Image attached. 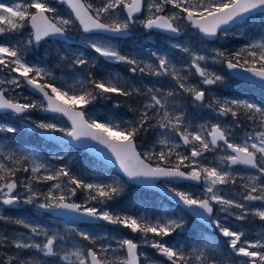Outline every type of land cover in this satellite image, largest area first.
Here are the masks:
<instances>
[{
	"label": "snow or ice",
	"instance_id": "snow-or-ice-1",
	"mask_svg": "<svg viewBox=\"0 0 264 264\" xmlns=\"http://www.w3.org/2000/svg\"><path fill=\"white\" fill-rule=\"evenodd\" d=\"M59 2L67 5L85 33L111 34L100 39L89 37L88 46L100 57L129 65L128 70L133 74L139 72L141 75L156 77L171 76L179 89L190 94L195 102L203 103L206 92L188 83L192 69L201 78L203 85H214L224 79L209 70L206 63L202 66L201 62L209 59L214 63L226 62L229 70L239 69L250 74L243 79L256 78L254 83L264 88V34L230 54L220 50H215L211 57L190 53L191 63L183 70L177 69L165 57L156 56V53L152 55L156 56L158 64L123 55L110 42L112 38L127 34L136 22L137 15L145 13V9V18L140 21L144 29H158L178 35L180 28L176 21L184 19L205 37H215L219 31L227 32L230 25L246 22L245 17L251 13L264 12V0H105L100 7H94L87 0ZM169 5L178 11L166 14V6ZM121 10L125 14L122 19ZM105 15L111 17L109 22L103 21ZM72 24L73 19L57 14V9L50 5L49 0H10L7 3L0 0V37L20 32L26 25L31 28L26 42L0 40V72H8L7 78L0 79V110L23 114L37 108L35 102H21L19 97L6 95L9 90L3 87L11 85L20 88L27 85L47 102L46 107L39 105L42 110L63 114L71 122L70 128H58L54 123L44 122L37 123V128L62 132L73 141L88 138L103 145L115 157V162L129 180L144 177L203 183L200 196L176 188H169L168 191L206 223L215 225L220 235L227 238V246L235 257L246 258L239 262L231 260L229 264H264V232L255 240H246L243 239L246 233L241 228L225 226L219 219L212 218L214 205H219L221 212L235 216L237 221H244L248 215L264 221V106L247 99L213 98L208 103L207 107L213 109L219 117L230 116L236 128L242 126L241 116L254 125L251 132L244 133L240 142H235L230 138L234 135L232 128L225 127L221 122L201 124L195 130L190 124H185V115L178 104H172L169 109L170 98L176 95L175 90L162 92L159 88H147L142 91L118 75L96 79L91 72L78 81L79 88L73 85L56 86L51 82L54 79L51 70L30 63L26 58L27 51L33 43L39 44L47 37H66ZM183 50L190 52L187 48ZM73 63L87 65L89 61L77 57ZM181 71L187 74L181 75ZM13 73L16 75L13 76ZM114 95L126 100L138 96L147 98L139 108H130V111L137 113L136 119L119 123L86 118L85 112L77 108V105H90L98 98L110 99ZM23 100L27 101L28 97H23ZM116 106L119 107V102ZM149 129H159L155 144L160 146V150L155 151L154 145L153 150L142 155L137 151L135 141L142 132ZM0 130L16 131L13 127L3 129V126H0ZM181 142L190 149V155L177 150L182 146ZM216 150L224 154L217 157L215 164L202 163L199 159L205 153ZM152 161H156L155 165ZM26 162L30 166H25ZM234 166L254 169L258 174L240 175L233 172ZM41 170L46 174L41 176ZM21 171L31 173L26 181L16 179L17 173ZM62 177L67 178L66 183L61 180ZM238 178L245 181L240 184L244 190L240 200L221 194V186L235 185ZM34 181L37 184L47 181L53 183L47 192H40L33 186ZM18 187L26 189L24 204L31 205L42 198L44 202L36 205L40 209L58 215L76 213L91 220L119 225L133 234L138 233L140 240L113 237L116 239V246L113 247L111 243H103V237L74 229L91 247L85 248L77 242L66 248L63 246L65 237L59 233L49 234L47 229L39 225L0 215V221L19 225L30 233L28 236L20 234L15 237L0 233V247L18 250L10 255L0 252V264H45L40 259L23 258L21 253L24 251H34L43 257H58L63 264H165V261L167 264H219L214 255L219 250L218 244L212 239L205 240L187 252L183 247L169 245L164 241L165 237L183 227L182 220L161 218L153 222L144 216L134 217L87 205V201L106 205L119 196L122 191L119 181L112 184L86 183L73 176L65 167L51 170L47 164L38 162L35 156L17 157L14 153L5 155L0 151V205L19 204L21 196L17 193ZM81 188L87 192L86 203L70 202L71 197L76 195V189ZM66 192L70 195H66ZM252 202H260V206L250 208ZM232 209L240 211L235 213ZM34 237L43 239L38 242ZM141 246L154 249L164 260L149 256L140 250Z\"/></svg>",
	"mask_w": 264,
	"mask_h": 264
},
{
	"label": "rangeland",
	"instance_id": "rangeland-1",
	"mask_svg": "<svg viewBox=\"0 0 264 264\" xmlns=\"http://www.w3.org/2000/svg\"><path fill=\"white\" fill-rule=\"evenodd\" d=\"M3 2L7 3L10 2V0H3ZM87 2L92 3L94 7H100L105 2V0H87ZM49 3L51 6L57 9V14L65 18L73 19V24L68 28L70 36L78 40L79 42L81 43L83 42L87 45L86 48L82 47L81 45H78L76 48H70L68 46H64L63 44L61 45L56 41L46 40L42 43L40 47H37L35 49L32 45L28 49L26 56L29 57L36 56L39 52L36 50L40 49L41 57L43 55L50 56V54L52 53L57 58H59V60H62L64 61V63H66L64 65H55L58 68L57 70L52 61H50L48 64L45 63L41 64L35 61L30 62L38 66L46 67L50 69L54 77V79L51 82L54 85L56 86L73 85L76 88H79L78 81L86 78V72L83 69H81L79 66L77 67V65H74L73 61L77 57H82L87 60L89 56L86 55V51L88 52L92 51L96 58L98 59L102 58L105 61H109V63H120L117 61L107 60L103 57H100L88 46L89 37H92L94 39H100L105 36L83 34L80 31L76 20L73 18L69 10L66 9L63 3H57L56 0H49ZM174 11H178V10L173 9L170 5L166 6V14H171ZM145 14H146V9H145V13H142L138 18H136V22L130 28L131 37L130 39H127V42H124L123 39L121 38H112L110 41L111 44L114 47H116L117 50L120 51L121 54L123 55L126 54L123 51H121V48L123 47L129 48L128 50L125 49L126 52H129L128 55H130L131 57H135L141 61L158 64V60L156 56H163L166 59H168L172 65H175L177 69H181V70L186 69L187 66L190 65L191 63L190 53H199L211 57L215 54V50L224 51V47L230 48V46L227 45V43L230 42L229 38L231 37L240 39L241 42L239 43V46L237 47V49L235 48L236 50H238L240 47L247 45L253 40L259 39L260 36L264 34V15L256 14L248 18L246 22L239 23L238 25L228 30L227 32L224 31L221 32L217 37L216 41L213 43L205 41L202 37H200L199 33L193 28H191L189 23H186L184 19H180L176 21V24L180 28L181 35L178 38H174V37L169 38L166 35L160 34V32H154L149 29H144L143 26L140 24V21L145 18ZM123 16L124 14L122 13L121 10L120 18L122 19ZM110 18H111L110 16L105 15L103 16V21L109 22ZM252 29L253 30L259 29V31L253 34L251 31ZM30 32L31 30L26 25L20 32L11 33L8 35L12 38L14 43H17L18 41L26 42ZM5 36L0 37V40H3ZM222 43L223 45L224 43H226L224 47H221ZM176 45H180V47H176ZM184 48L189 49L190 52H185L183 50ZM133 49L135 52L133 51ZM141 49L144 50V52H140ZM144 53H146L149 56V58L147 57L146 59L141 58L140 55L143 56ZM153 53H156V56H153L152 55ZM201 63L202 66L206 63V66L209 68V70L223 76L224 78L222 82H218L214 85H203L200 82L201 81L200 77L196 75V79H195V70L194 69L191 70L194 76L192 77V79L191 76L189 77L188 83L195 84L198 88L206 92V99L203 103L193 101L192 96L190 94L184 93L183 90L179 89L178 85L175 83V81L172 80L171 76L156 77L150 75H141L139 72L133 74L129 72L128 70L129 68H127L124 71L127 72V75L129 77L122 80L128 81L130 84L135 85L136 87L140 88L142 91H146L147 88H153V89L159 88L161 89L162 92L175 90L176 95L174 98H170L169 109L171 110L172 104H178L180 107V111H182L185 115V124H190L192 129L195 130L201 124L211 125L212 123L221 122L225 127L232 128V132L234 133V135L231 136V139L236 142H240L243 139L244 133L251 132L253 130L254 125H252L251 122L247 121L243 116H241L240 123L242 126L240 128H236L234 127L235 122L232 120L230 116L227 118L219 117L216 114V112L213 109L207 107V105L213 98H218L220 100L247 99L245 97H235L232 95L219 94L220 90L230 93L233 92L241 93L245 91V90H241V88L243 89L244 87H241L239 85L240 81L230 78L226 72L222 71V69L219 67V65L222 64L221 62L214 63L211 59H209L207 62H201ZM103 74L105 78L111 77L109 71L104 70ZM186 74L187 73L185 71H181V75H186ZM12 75L15 76L16 74L13 73ZM116 75L120 77L119 74H114L113 76ZM7 77H8L7 70H5L4 72H0V79H5ZM3 87L9 90L6 92V95H10L12 97H19L21 102H35L38 105L37 108L30 110L26 115L21 117H16L13 114H6V115L0 114V126H3V129H6L7 127H13L16 129L15 132L0 130L2 131V134H0V151H2L3 154L6 155L8 153H14L17 157L23 155L35 156L38 162L47 164L49 169L51 170H56L61 168L62 160H69L72 161L74 167H76L75 173L71 171L69 172L73 176H75L76 174V177L78 179L83 180L86 183L112 184L116 181L120 182L119 179L120 176L117 175L115 172L103 167H97L94 163H92L89 160V157L85 155L82 151L74 150L69 146L55 144V143L50 144L48 142L46 143L45 141L39 138L35 141L36 147L14 146V144L16 143L15 140H17L18 138H20L21 140H28L30 135L35 136V133L38 130H40L39 128L36 127L37 123L40 122L54 123L58 128H70V125L61 115L58 114L47 115V118H43V117L40 118L38 111L41 107H39V105L41 104L44 105V104L42 100L29 93L24 86L20 88H13V86L11 85H4ZM25 96L28 97L27 101L23 100V97ZM121 98L124 99L123 100L124 104H127L132 108H139L140 106H142L143 102L146 100L147 97L138 96L131 98L129 100H126V98L124 97ZM106 100L107 99L99 98L98 100L99 104H97V106H94V104L92 103L90 105L83 106L81 109L85 112L86 118H95L102 122L111 121L113 123H119L121 121L131 120L130 115L125 116V118L122 117L119 118V117L111 116V114H108L109 112L103 109L102 104L100 103L103 101L105 102ZM112 107H117V106L113 104ZM119 107L122 109V112L128 114L127 113L128 109H124L122 105H119ZM135 115H137V113H135ZM151 123H155V121H152ZM256 130L258 131L259 129ZM52 132L62 133L59 131H52ZM158 134H159V129H149V131L147 132H142L139 140L136 139V145L139 152L141 151L143 154L147 153L153 150L154 145H155V151H159L160 146L158 144H155ZM177 141L179 142L178 137H177ZM177 150L182 153L190 155V149L184 147L183 145ZM223 154H224L223 151L215 152V156L213 157V160L209 161L208 163L215 164L214 161L217 160V157ZM56 157H62V158L57 159ZM199 159L203 163L207 158L203 156ZM28 164L30 166V163ZM153 164L155 165V163ZM41 172L43 175L46 174L43 170H41ZM233 172L234 173L238 172L240 173V175H244V176L255 174L237 168H234ZM78 174L79 176H77ZM17 179H19L20 181H26L25 178L19 177ZM237 180L245 182L243 180H240L239 178ZM62 181L66 183L67 178L65 177V179ZM52 183H53L52 181H47L37 184L34 181L33 186L40 192H47L48 188L51 186ZM163 185L169 188H176L177 190H181V191H188L196 196H200L202 194L204 187V185L197 186L194 184L163 183ZM70 187L74 188L75 186L70 185ZM221 190H222L221 194L223 193V195H225L227 198L236 199V200H240V198H236V197L238 196L241 197L243 193V191L240 190V187L238 186H236V188H234L233 190H231V188H228V186H221ZM132 191L134 192L135 195H137L139 199L136 198L133 201H130L129 199V203L132 202L138 203L135 204V207L130 208V210L128 208L129 207V205L127 204L128 202L125 201L119 202L117 201V197H114L113 200L108 201L106 205H101L96 201H87V205L95 206L98 209L111 210L115 213L132 215L134 217L144 216L145 218L150 219L153 222L161 218L177 219L182 221L186 220L185 214L174 209V207H170L166 205L163 202L162 198L153 199L152 195L145 194V192L137 188H133ZM17 193L21 196V202L19 204L12 206L0 205V215H5L13 219H23L30 224L39 225L47 229L49 234L53 232L59 233L60 235L65 237V242L63 246L66 248L71 247L73 244L77 242L80 245H83L85 248L87 246V241L82 240L77 235V232L74 231V229L87 232L91 235L103 237L104 239L102 240V242L105 244L111 243L113 247L116 246V239L122 237L133 238L136 241L140 240V235L138 233L133 234L129 229L123 228L122 226L119 225H111L102 220L98 224L74 225L65 222L61 219L53 218L49 214H44L35 210V207H33L38 203L44 202L42 198L37 200L33 204L28 205L23 203V200L27 196L26 189L21 187V189H17ZM228 193H231L232 196H228ZM65 194L70 195V193L67 192ZM86 197H87L86 190L82 188L76 189V195L71 197V202L85 204ZM153 200L156 202V205L153 203ZM259 206L260 204L259 205L257 204L255 206L249 205L250 208L259 207ZM121 209H127V210L122 211ZM160 210H162V212L159 214ZM218 211L219 214L213 219H219L221 223L224 224L225 226H230L233 228H241L246 233L243 239L252 241L259 238L260 234L264 232V221H260L258 218L252 215L250 221L244 222L246 219L244 221H237L235 219V216H229L226 212H221L219 205H218ZM231 211L235 213L236 212L239 213L240 210L232 209ZM175 212L176 215H174ZM188 223L189 222L186 223L187 228L185 229L186 230L188 229L189 232L190 231L195 232L194 230L195 226L189 225ZM0 233L7 234L10 237H15L20 234H24L25 236L30 235L27 229L19 225H16L14 223L4 222V221H0ZM218 235L227 248L226 251L218 245V248L221 251H223V253L220 250L217 251L218 254H220L219 264H229L231 260H235L239 262L242 259H246V258L235 257V255L231 252V249H229L227 246V238L221 236L219 230H218ZM149 236L151 237V234H149ZM113 237H115L116 239H113ZM172 237L173 238L178 237V234ZM34 239L39 242L43 238L34 237ZM166 243H168L169 245H174L176 247H183L186 252L190 251L194 246L202 244L201 241L200 243L193 241L186 250L183 244L176 245L173 244L172 242H166ZM140 250L157 260H161V261L164 260L163 257L158 256L155 250L150 247L141 246ZM17 251L18 250H16L13 247H0V252L5 253L6 255L14 254ZM21 255L23 258L40 259L44 261L45 264H63V262L60 261L58 257H43L41 254L35 253L34 251H24L21 253ZM165 264H167L166 261Z\"/></svg>",
	"mask_w": 264,
	"mask_h": 264
},
{
	"label": "water",
	"instance_id": "water-1",
	"mask_svg": "<svg viewBox=\"0 0 264 264\" xmlns=\"http://www.w3.org/2000/svg\"><path fill=\"white\" fill-rule=\"evenodd\" d=\"M57 1L59 2V0H57ZM66 7H67V5H66ZM256 13H263L264 14V12H254V13H251L249 16H251L253 14H256ZM139 15L140 14H138L137 16H139ZM249 16H246L245 17V20ZM184 21L188 23L187 20H184ZM78 24H79V22H78ZM235 25H237V24H235ZM235 25L228 26V30L231 29V28H233ZM28 27L30 28V26H28ZM191 28H193V27L191 26ZM193 29L196 30L202 38H204V39H206L208 41H213L218 36V34H217L215 37H205L202 33L199 32L198 29H195V28H193ZM153 30L154 31H157V32H160V33H163V34H166V35H169V36H172V37H176V36H178L180 34L179 33L177 35L175 33L165 32V31L158 30V29H153ZM82 32L85 33L83 31V29H82ZM219 32H221V31H219ZM86 34H89V33H86ZM103 34H106V35L111 36L110 33H103ZM128 35H130V31L127 34H124V35H121V36H118V37H127ZM47 38L62 40L66 44H69V43L73 42L67 35H66V37H47ZM33 44H34L35 47H37L39 45V44H35V43H33ZM223 67H224L226 73L230 77L235 78V79H238V80H241V81H244V82H247V83H250V84H253L257 88H259L260 90H262L264 92V88H261L260 85H259V83H254V81H255L256 78H252L251 80H245V79H243V77L249 76L250 74L244 73L242 70H239V69L236 70V71L229 70L227 68V66H226V62H223ZM25 88H26L27 91H29L34 96L43 99V101L45 103V107H46L47 102L44 100V98H43V96L41 94L34 92L27 85H25ZM78 109H80V108H78ZM7 112H11V111L10 110H8V111L0 110V113H7ZM40 112L41 113H44V114L45 113L46 114H48V113L49 114H60V113H53V112H49V111H44L42 109L40 110ZM16 115H22V114H16ZM61 115L65 118V120L69 123V125L71 127V122L68 120V118L66 116H64L63 114H61ZM38 136H40L41 138H43L44 140L49 141V142H58V143H61V144L70 145V146L74 147L77 150L84 151L87 155H89L90 157H92V158L96 159L97 161L101 162L103 165H106V166H109V167L113 168L115 170V172L118 173V174H120L128 183H130V184H137L139 186H142V187H145V188H149V189H155L160 194L165 195L171 202H173L174 204L180 206L185 212L189 213L197 221L202 222L204 224H208L204 220H202L200 216L194 214L193 211L187 209L186 207H184L182 205V203L178 202V199L175 198L168 191V188H166L164 186H157L156 185V183L158 181H168V182H177V183L178 182H189V183H194V184H200L199 182L190 181V180H180V179L144 178V177H141V178H138V179H135V180H129L128 177L125 176L124 173L121 171V169L119 168V165L115 162V157L112 156L111 152L107 148H105L103 145H100L97 142L92 141L91 139L82 138V141H73L71 139V137H67L64 134H58V133H54V132L46 131V130H40V131H38ZM137 151H138V149H137ZM37 209H39L41 211H44V212H48L53 217L60 218V219H62L64 221H69V222H73V223H77V224L80 223V222H85V223H96V222H99V220H91L90 218H87V217H81V216H79L76 213H67L66 212L63 215H58L55 212L50 211V210L40 209L38 207H37Z\"/></svg>",
	"mask_w": 264,
	"mask_h": 264
},
{
	"label": "trees",
	"instance_id": "trees-1",
	"mask_svg": "<svg viewBox=\"0 0 264 264\" xmlns=\"http://www.w3.org/2000/svg\"><path fill=\"white\" fill-rule=\"evenodd\" d=\"M253 34L257 33L259 31L258 30H251ZM230 39V42L227 43V45L230 46V48H227V47H224L226 43H223L221 44V47H224V51L227 52V53H232L234 51H236L237 47L239 46V43L241 42L240 39H237V38H234V37H231L229 38ZM4 41H8L10 40L12 43H14V41L12 40V38L9 36V35H6L3 39ZM233 47V48H231ZM236 48V49H235ZM36 51H39L38 54L36 56H26V58L28 59L29 62H39L41 64L45 63V64H48V62L52 61L54 63V66L56 64L58 65H64L62 62H57L54 58L49 59V58H45V57H41V51L40 50H36ZM56 67V66H55ZM79 67L81 69H83L85 72H86V77L88 76V73L91 72L92 75L96 78V79H100L98 78V74H102V71H103V68L105 71H109L110 72V76H113L115 74V72L119 73L120 75H127V73H124V71H122V68L124 67H121L120 65L118 64H113V63H105L104 61L100 60V59H96L93 63V60L92 61H89V64L87 65H79ZM219 67L222 69L223 72L224 69H223V66L222 64L219 65ZM102 68V69H101ZM56 69L58 70V68L56 67ZM67 71V70H66ZM104 72V71H103ZM194 75L192 74L191 75V79ZM125 77H129L128 75L125 76ZM195 79H196V75H195ZM239 85L241 87H244L243 89L241 88V90H245L244 92H241V93H230V92H226L227 94L229 95H232V96H235V97H245V98H248L250 100H255V102L257 101H260V102H264V93L261 92V91H258L256 90L257 88L252 86V85H249V84H246V83H242V82H239ZM221 92V90H220ZM114 100H118V102H122L123 103V100L121 97L119 96H116V98H113ZM98 102V99L93 101L92 103L93 104H96ZM77 107H83L81 105H77ZM103 107L106 109V111H108L109 113L108 114H111V116H114V117H122V118H125V116H131V120H134L137 118V115H135V113L131 112V113H128V114H125L124 112H122V109L121 108H114L111 106V105H103ZM124 113V114H123ZM19 136V135H17ZM140 136L137 137V140H139ZM36 139V136H32L30 135L29 139L28 140H21L20 138H18L16 141L17 143H21V144H33L34 140ZM89 160L94 163L97 167H100L101 165L89 158ZM62 167H65L67 168L69 171L73 172L72 171V168H74V165H72V162L71 161H66V160H62ZM156 161H153V163H155ZM58 163V162H57ZM26 166V165H25ZM75 173V171H74ZM26 175H31V173H25L23 171L21 172H18L17 173V176H16V179L21 177V176H26ZM62 180L65 179V177H62L61 178ZM120 184V187L122 188V191L120 193L119 196H116L117 197V201H121V202H128L129 203V199L130 201H133L134 199L137 198V195L134 194V192L132 191L133 188H135L133 185H130V184H127L125 183L123 180H120L119 182ZM142 190L143 192H145V194H150L152 195L153 199L155 198V196H157V193L154 192V191H149V190H144V189H140ZM166 201V200H165ZM178 234V237H174V242L175 244H181L183 241H184V236H183V233L182 231H178V229L176 230V232H174L172 235L168 236V237H171V236H174V235H177ZM165 240H167V238H165Z\"/></svg>",
	"mask_w": 264,
	"mask_h": 264
},
{
	"label": "flooded vegetation",
	"instance_id": "flooded-vegetation-1",
	"mask_svg": "<svg viewBox=\"0 0 264 264\" xmlns=\"http://www.w3.org/2000/svg\"><path fill=\"white\" fill-rule=\"evenodd\" d=\"M170 38V37H169ZM76 43V42H75ZM73 43V45L75 44ZM121 51L124 52V49L121 48ZM123 79V78H122ZM125 79V78H124ZM106 103H112V104H115V106L117 105V101L114 100L113 98H110V99H107L106 100ZM119 105H122L124 109H128L129 112L130 111V108H132L131 106L127 105V104H124V102L122 103H119ZM126 105V106H125ZM3 117V116H2ZM40 118H47V115H40L39 116ZM231 138V137H230ZM236 142V141H235ZM219 150H216V151H213V152H208V153H205L204 154V157H206L207 159H205V161L203 163H208L209 161L213 160V157L215 156V152H218ZM216 163V161H214ZM5 163H8V161H5ZM234 168H237V169H240V170H243V171H246V172H250V173H255V174H258L256 173V170L252 169V170H249V169H246L242 166H234ZM233 168V169H234ZM41 175V173H40ZM20 178H25L27 179V177L25 176H21ZM18 181H20L19 179H17ZM244 182L242 181H238L237 180V183L236 185H233V184H229L227 185L228 188H231V190H233L234 188H236V186L240 187V184H242ZM201 186H203V183L201 184ZM18 189H21V187H18ZM240 190L244 191L242 188H240ZM232 193V192H231ZM231 193H228V196H232ZM223 194V193H222ZM236 198H240L239 196L236 197ZM259 205L260 202H252L250 205L251 206H255V205ZM33 207H35L36 209V205H34ZM219 214V211H218V205H214V212H213V216L212 218L216 217L217 215ZM251 220V215H248L246 220L244 222H248ZM198 223V222H197ZM196 222L193 223V225L195 226V229L194 230H197L195 232L192 233V231H188V229L186 230V238H185V241L183 242V245L185 247V249L187 250L189 245L193 242V241H196L198 243H200V241L203 243L205 240L207 239H212L214 241L217 242V244L224 250L227 251V248H226V245L221 241V238H219V235H218V230L215 228V225H204V224H201V223H198L197 224ZM192 234H194L195 236V239H193V236ZM197 234V235H196ZM193 240V241H192ZM87 247H91V245L88 244L87 242ZM219 249V248H218ZM220 250V249H219ZM221 251V250H220ZM223 253V251H221ZM216 259L219 261V258H220V254H218V252L214 253Z\"/></svg>",
	"mask_w": 264,
	"mask_h": 264
},
{
	"label": "bare ground",
	"instance_id": "bare-ground-1",
	"mask_svg": "<svg viewBox=\"0 0 264 264\" xmlns=\"http://www.w3.org/2000/svg\"><path fill=\"white\" fill-rule=\"evenodd\" d=\"M237 213V212H236Z\"/></svg>",
	"mask_w": 264,
	"mask_h": 264
}]
</instances>
